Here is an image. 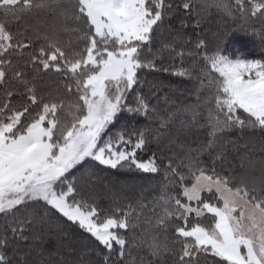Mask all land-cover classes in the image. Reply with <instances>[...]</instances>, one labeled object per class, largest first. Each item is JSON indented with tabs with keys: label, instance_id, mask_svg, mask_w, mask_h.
I'll list each match as a JSON object with an SVG mask.
<instances>
[{
	"label": "snow or ice",
	"instance_id": "obj_1",
	"mask_svg": "<svg viewBox=\"0 0 264 264\" xmlns=\"http://www.w3.org/2000/svg\"><path fill=\"white\" fill-rule=\"evenodd\" d=\"M234 5L245 23L251 17L264 25V0ZM214 6L236 17L227 0ZM181 10L186 28L188 18L199 15L194 0H0V264H36L30 257L40 238L36 230L44 226L54 228L67 249L44 264H158L165 253L171 264H264V58L232 57L224 47L227 30L211 51L204 39L194 50L185 47L187 39L177 48L178 38L168 42L162 33ZM26 14L40 18L38 47L7 26ZM61 33L75 37L79 49L62 48ZM259 35L264 51V32ZM185 56L203 60L218 76L208 78L205 121L198 119L197 96L192 121L177 126L188 109L173 107L167 93L160 95L162 82L146 74L190 77ZM50 73L66 97L40 93ZM194 127L208 128L201 151L216 148L233 130L258 137L259 146L244 145L242 174L217 170L223 149L211 167L190 159L186 173L175 149ZM108 171L163 172L165 194L153 201L145 222L157 233L171 228L173 248L153 236L156 259L134 258V230L145 206L141 212L121 207L103 183ZM101 187L110 193L108 207L100 203ZM206 213L210 227L189 220Z\"/></svg>",
	"mask_w": 264,
	"mask_h": 264
},
{
	"label": "trees",
	"instance_id": "obj_2",
	"mask_svg": "<svg viewBox=\"0 0 264 264\" xmlns=\"http://www.w3.org/2000/svg\"><path fill=\"white\" fill-rule=\"evenodd\" d=\"M194 2L199 10V15H193L188 18V27L186 28L180 25V20L183 18V10H181V14L173 15L167 22V25L170 27H166V30L162 33V37L165 41L177 43L173 40V37H180V39L178 38L179 43H177V48H179L180 43H183V41L187 39L189 43L185 45V47L194 50V45L197 40L204 39L207 42L208 50L211 51L220 43L217 38L218 34H222L224 30H227L230 35L224 42V47L232 57L243 55L250 59L264 58V51H261L259 35L261 32H264V25H262L260 20L249 17L248 22L245 23L239 16L238 9L234 5V0H227V2L232 5L234 11H236L235 18L229 17L218 10L214 6L217 0H194ZM245 2L247 3V0H245ZM204 6H211V8L206 11ZM28 16L30 15L26 14L24 18H22L26 19V21L22 19L18 21L9 20L6 23L13 33L19 30L20 32H25L27 35L31 34L30 36L35 40L31 28L25 25H28ZM23 22L25 24H23ZM253 29L257 30L256 35L252 34ZM26 42L27 40H25V43ZM167 56L168 53H165V58H167ZM179 66V61H177L173 70H177ZM184 66L192 73L190 77L181 78L163 72L146 74V78L149 81L156 79L162 82L164 88L160 95L167 93L173 107L188 109L179 113L177 126H179L180 120L192 121L193 112L191 109L197 106V96L200 97V106L196 107L198 119L201 120V122L205 121L207 107L204 106V101L207 97L212 95L211 90L207 87L208 78L209 75L218 76L204 64L203 60H197L195 56H185ZM53 80H55V77ZM43 82L45 81H42L41 87L44 86ZM139 123L140 125H144V119L141 118ZM174 131L175 129H173V132ZM207 132L208 128L194 127L180 135L179 143L184 145V147L176 148L175 150L183 160L184 167L182 170L186 173L188 172V162L192 158H198L202 166L211 167L216 154L223 149L225 159L223 162L219 160L216 161L217 170L242 174L244 172V167L241 166V157H243L247 151L244 145L247 144L248 148H252L254 145L258 147L259 138L251 136L247 131L243 133L236 130L228 131L223 134V138L219 140L216 148L201 151L200 149L206 145L210 138ZM152 147L154 149L155 145ZM165 163H167V161H165ZM244 163L246 164V159ZM122 180H131L133 182L128 184L124 189L116 188L118 187L117 183ZM192 182L191 177L186 180L189 186ZM103 183L108 186L114 184L115 188L112 187L111 190L119 197L120 206L125 207V210H127L126 205L128 204H132L137 212H141V204L145 206L140 216L139 226L134 230L136 239V247L133 249L134 258H144L145 260L156 259L151 256V250L149 248L153 236H155L156 240L161 244L166 243L170 249L174 247L171 228L167 234L163 232L157 233L154 229H149V225L145 222V218L151 215L153 201L160 195L165 194L163 185L166 184L167 181L165 180L163 172L150 175L140 174L135 171H108L103 173ZM169 187L174 189L175 186L170 185ZM98 193L100 196V203L104 207H108L110 204V193L103 187L98 189ZM206 196V193L202 194V197ZM189 220L191 223L199 222L202 226L206 227H210L213 224L211 215L207 213L200 218H195V215L192 214ZM40 232L42 233V231ZM41 233L39 237L43 236ZM38 241L36 252L33 254L34 258L32 259L36 264H44L43 261L37 262L38 256L39 259L45 261L48 258L57 260L67 251L66 247L63 245L60 248L54 249L53 245L61 242L59 234L56 231L49 232V238L46 242V244L49 243L48 248H46L45 244ZM165 261H167V264H171V258L167 253L160 257L158 264H165ZM202 264H204L203 261Z\"/></svg>",
	"mask_w": 264,
	"mask_h": 264
},
{
	"label": "rangeland",
	"instance_id": "obj_3",
	"mask_svg": "<svg viewBox=\"0 0 264 264\" xmlns=\"http://www.w3.org/2000/svg\"><path fill=\"white\" fill-rule=\"evenodd\" d=\"M207 5V4H206ZM211 5V4H210ZM209 8H211V6H204V9L206 10V11H208L209 10ZM22 18H24V16L22 17ZM21 18V19H22ZM39 17H37V16H35V15H30V16H28V25L27 24H25L24 22H23V24H25L26 25V27H30L31 28V30H32V33H33V35H34V41H35V45L38 47L39 46V44L40 43H42V41H39V40H36V31H35V29L37 28V27H39ZM22 20H25L26 21V19H22ZM31 35V34H30ZM29 35V36H30ZM179 39H180V37H178ZM59 39H60V44H61V47L62 48H64V47H66L67 45H71L72 46V48H73V50H78L79 49V47H80V45L78 44V42L75 40V37H70L69 36V34H66V33H61L60 34V36H59ZM218 75V74H217ZM55 77V80H53V78ZM62 80H66V78H61ZM57 80V77L55 76V75H53V74H49L48 76H46V77H44L43 78V81H45V82H43V87H40V93L41 94H44V95H46V96H48V97H57V96H61V97H66V92L63 90V88L61 87L60 89H59V91L57 90V85H56V83H53L54 81H56ZM40 84H42V81L40 82ZM65 114H67V113H65ZM70 118V117H69ZM126 181H128V180H122V181H119V183H117V185H118V187H116V188H118V189H124L125 187H127V185L128 184H131L133 181H131V180H129L128 182H126ZM110 188H112V187H114L115 188V186H114V184L113 185H110L109 186ZM213 220V219H212ZM37 234L38 235H40V231H42V237H40L39 238V241H40V243H43V244H45V246H46V248H48V246H49V243L48 244H46V242L48 241V238H49V232L50 231H55V229L54 228H48L47 226H44V227H42V228H38L37 230ZM44 232V233H43ZM45 237V238H44ZM58 240V239H57ZM38 241V242H39ZM62 246V244H61V242L60 243H56V244H54L53 245V247H54V249H56V248H60ZM39 257V256H38ZM37 257V262H45V260H43V259H39ZM34 258V255H32L31 257H30V259L32 260ZM35 260V259H34ZM48 260H55V259H50V258H48V259H46V261H48Z\"/></svg>",
	"mask_w": 264,
	"mask_h": 264
}]
</instances>
